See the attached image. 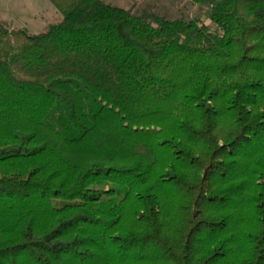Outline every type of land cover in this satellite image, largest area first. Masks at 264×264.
I'll use <instances>...</instances> for the list:
<instances>
[{
    "label": "trees",
    "instance_id": "obj_1",
    "mask_svg": "<svg viewBox=\"0 0 264 264\" xmlns=\"http://www.w3.org/2000/svg\"><path fill=\"white\" fill-rule=\"evenodd\" d=\"M0 24V264H264V0H48Z\"/></svg>",
    "mask_w": 264,
    "mask_h": 264
},
{
    "label": "rangeland",
    "instance_id": "obj_2",
    "mask_svg": "<svg viewBox=\"0 0 264 264\" xmlns=\"http://www.w3.org/2000/svg\"><path fill=\"white\" fill-rule=\"evenodd\" d=\"M104 1L124 7L150 3L169 18L183 16L196 19L207 25L211 32L216 33L215 27L207 19L206 10L192 6L188 0ZM60 19V14L48 0H0V24L10 29H23L30 35H36L43 32L49 25L58 23Z\"/></svg>",
    "mask_w": 264,
    "mask_h": 264
}]
</instances>
